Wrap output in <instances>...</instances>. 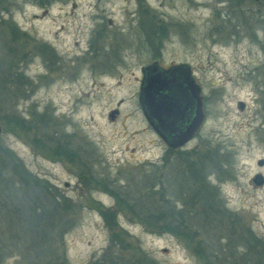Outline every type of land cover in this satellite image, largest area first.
Listing matches in <instances>:
<instances>
[{
	"label": "rangeland",
	"instance_id": "1",
	"mask_svg": "<svg viewBox=\"0 0 264 264\" xmlns=\"http://www.w3.org/2000/svg\"><path fill=\"white\" fill-rule=\"evenodd\" d=\"M155 63L201 87L180 148ZM260 161L264 0H0V264H264Z\"/></svg>",
	"mask_w": 264,
	"mask_h": 264
},
{
	"label": "water",
	"instance_id": "2",
	"mask_svg": "<svg viewBox=\"0 0 264 264\" xmlns=\"http://www.w3.org/2000/svg\"><path fill=\"white\" fill-rule=\"evenodd\" d=\"M143 73L139 101L148 123L170 148L183 147L198 134L206 117L201 87L192 76L191 67L180 65L165 70L155 63L144 68ZM192 105L196 108L195 117L182 129L180 121ZM259 166H264V161ZM254 183L262 186L264 177L257 175Z\"/></svg>",
	"mask_w": 264,
	"mask_h": 264
},
{
	"label": "flooded vegetation",
	"instance_id": "3",
	"mask_svg": "<svg viewBox=\"0 0 264 264\" xmlns=\"http://www.w3.org/2000/svg\"><path fill=\"white\" fill-rule=\"evenodd\" d=\"M195 105H192V106H189L186 110V116L180 121V126L182 129H185L186 127H188V125L190 124V122L194 119L195 117ZM150 125V124H149ZM151 126V125H150ZM152 127V126H151ZM153 129V128H152ZM154 130V129H153ZM165 136L167 138L170 139V135L169 134H166L165 133ZM161 138V137H160ZM162 141L168 146V143L163 139L161 138ZM169 147V146H168Z\"/></svg>",
	"mask_w": 264,
	"mask_h": 264
},
{
	"label": "trees",
	"instance_id": "4",
	"mask_svg": "<svg viewBox=\"0 0 264 264\" xmlns=\"http://www.w3.org/2000/svg\"><path fill=\"white\" fill-rule=\"evenodd\" d=\"M144 220H146V219H144ZM180 223L181 222H178L177 224H175L173 226H179L180 227ZM177 229L178 228H175L174 230L176 231ZM180 229H181V227H180ZM176 232L185 235L184 231H176ZM250 237H251V241L254 242V246H253L254 249L259 248L256 250H261L262 249L261 246L264 245L263 242L261 240L256 239L253 235H250ZM243 264H250V262H249V260H247Z\"/></svg>",
	"mask_w": 264,
	"mask_h": 264
}]
</instances>
